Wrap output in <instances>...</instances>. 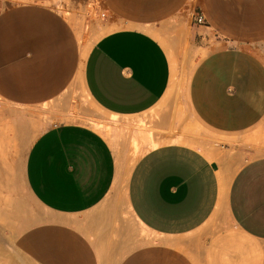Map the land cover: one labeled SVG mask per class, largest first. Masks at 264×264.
<instances>
[{"label": "crops", "instance_id": "crops-1", "mask_svg": "<svg viewBox=\"0 0 264 264\" xmlns=\"http://www.w3.org/2000/svg\"><path fill=\"white\" fill-rule=\"evenodd\" d=\"M62 1L12 0L0 9V132L13 128L12 140L21 128L40 126L23 179L50 216L18 247L35 264H196V233L217 208L249 238L264 241V0H99L107 14L100 24L85 20L103 34L82 60L81 20L71 22ZM192 5L204 9V22L190 28L201 56L184 101L226 152L215 158L138 136L133 163L121 170L109 140L78 120L80 106L61 95L72 84L114 116L151 110L171 82L169 57L152 31ZM162 126L154 122V137ZM237 156L244 161L227 180L225 160ZM120 175L138 234L116 250L113 231L122 224L81 216L113 193ZM251 262L263 264L259 254Z\"/></svg>", "mask_w": 264, "mask_h": 264}, {"label": "rangeland", "instance_id": "rangeland-1", "mask_svg": "<svg viewBox=\"0 0 264 264\" xmlns=\"http://www.w3.org/2000/svg\"><path fill=\"white\" fill-rule=\"evenodd\" d=\"M11 1L0 0V9ZM61 10L71 22L76 18L81 20L79 28L83 31L82 60L90 45L103 34L101 29L94 30L92 22H87L85 18L98 20L100 24L101 15L107 13L99 0H63ZM203 10L200 6L195 8V5L189 6L188 10L183 7L177 16L159 25L157 31H152L169 57L171 82L167 92L151 110L136 116H114L94 105L89 97H86L84 89H75L72 84L61 95L76 107L80 106L75 107L74 115L78 120L90 124L109 140L115 152L119 154L121 170L127 169L128 165L133 163L138 136H148L145 138L146 142H150L152 146L172 141L188 144L215 158H220L226 152L220 147L221 141L205 132L203 124L192 116L184 101L185 83L201 56V52L196 51V44L200 41H193L190 28L200 25L197 16ZM108 25L110 29L115 27ZM159 121L163 123L162 134L154 137V122ZM177 123L179 131L180 128L182 130L180 135L174 138L173 132ZM9 129L13 130L8 128L3 130V133L0 132V264H35L17 243L33 225L50 217L31 196L23 179L24 158L40 126L21 128L12 140ZM127 142L130 151L124 152L123 148L127 147ZM225 161L226 178L229 180L244 159L237 156ZM123 179L124 176L120 175L119 186L114 188L113 193L107 195L96 208L81 216L87 219L91 214H97L103 222L111 221L109 223L116 224L118 228L119 224H122V231H113L112 238L116 250V244L124 243L127 247L131 244L133 236L138 234L135 221L127 210ZM224 188L221 187V192ZM195 238L192 254L196 264H252L251 260L255 258V254H259L264 264V241L251 239L240 231L224 208H217L213 212L199 228Z\"/></svg>", "mask_w": 264, "mask_h": 264}, {"label": "built area", "instance_id": "built-area-1", "mask_svg": "<svg viewBox=\"0 0 264 264\" xmlns=\"http://www.w3.org/2000/svg\"><path fill=\"white\" fill-rule=\"evenodd\" d=\"M203 21H204L203 16H202L201 14H199V15L197 16V22L201 24V23H203Z\"/></svg>", "mask_w": 264, "mask_h": 264}, {"label": "bare ground", "instance_id": "bare-ground-1", "mask_svg": "<svg viewBox=\"0 0 264 264\" xmlns=\"http://www.w3.org/2000/svg\"><path fill=\"white\" fill-rule=\"evenodd\" d=\"M90 6V5H89ZM144 126V125H143ZM142 127V126H141ZM146 127V126H145ZM132 134V133H131ZM148 134H149V132H148ZM168 136V135H167ZM186 136V135H185ZM148 136H146L145 138H147ZM187 137V136H186ZM175 138V137H174ZM145 141H146V139H145ZM186 143H187V141H186ZM214 145H217V144H214ZM211 156V155H210Z\"/></svg>", "mask_w": 264, "mask_h": 264}]
</instances>
